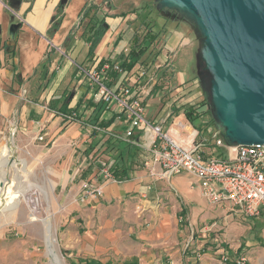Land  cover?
<instances>
[{
	"label": "crops",
	"instance_id": "1",
	"mask_svg": "<svg viewBox=\"0 0 264 264\" xmlns=\"http://www.w3.org/2000/svg\"><path fill=\"white\" fill-rule=\"evenodd\" d=\"M11 1L0 0L1 116L11 118L30 137L43 138L42 151L48 154L60 197L66 202L64 215L79 214L82 209L78 203L83 194L81 183H103L101 205L96 208L100 224L96 229L90 224L84 232L88 243L82 246H91V251L78 255L75 263L112 264V259H118L124 264L131 260L152 264L153 250L144 246L171 235L181 221L191 225L224 218L223 211L208 205L195 179L185 173L159 180L138 166L129 181L103 182L100 170L113 162L107 141L129 143L120 137L128 126L122 115L106 110L94 97L77 69L80 65L100 69L105 63L119 64L124 74L108 72L109 87L133 86L151 124L179 138L175 130L181 123L194 132L196 142L208 141L203 151L211 154V133L216 129L205 124L208 117L195 121L196 131L184 115L188 107L203 101L191 97L198 87L196 77L192 79L197 42L189 24L173 20L168 29L164 20L159 25L153 22L158 38L143 59L126 70L123 65L132 61L129 54L134 43L145 33V15L140 11H125L114 0H67L65 4L62 0H22L15 10L20 23L8 11ZM54 17L58 24L53 27ZM101 23L103 32H95L93 28ZM11 24L20 25L13 40H9ZM140 69L145 75L137 80ZM137 148L142 165L150 157L142 138ZM110 203L112 217L107 219L104 214ZM94 215L83 216L95 223ZM127 239L138 240L140 246L129 252ZM140 247L147 250L142 256Z\"/></svg>",
	"mask_w": 264,
	"mask_h": 264
},
{
	"label": "rangeland",
	"instance_id": "2",
	"mask_svg": "<svg viewBox=\"0 0 264 264\" xmlns=\"http://www.w3.org/2000/svg\"><path fill=\"white\" fill-rule=\"evenodd\" d=\"M152 2L155 4V0H114V3L120 5L123 10L140 11L142 15H145L142 7ZM151 20L158 25L163 22L155 12ZM165 23L169 29L170 22ZM195 77L196 64L192 79ZM196 81L198 87L195 88L191 97L193 101H202L205 94L199 86L197 77ZM42 143L43 141L20 131L11 118H4L0 114V157L22 161L24 164V171L19 174L18 188L13 181L16 174L10 171L8 183L0 195V264H54L52 256L47 254L52 244L46 238V229L53 233L55 239L53 247L62 264L75 263L79 260L78 255L91 251L89 248L91 246H82L83 243H88L84 232L89 230L90 224L95 229L100 224L98 223L99 212L96 209L98 205H101L98 202L100 198L81 201L80 197L78 203L82 209L79 214L64 215L66 202L60 197L61 190L54 179L48 154L42 151ZM2 145L4 147L1 148ZM215 156L226 157L222 150H218ZM45 177L48 178L52 187V196L49 193L45 196L35 189L36 186L44 185ZM19 189H21L20 193L15 194ZM13 195L19 200L15 211L16 219L10 222L9 218H6L9 212L6 214L5 211L12 208L9 201ZM5 203L8 204L3 210ZM112 208L111 203L106 207L108 213L104 216L107 219L112 217L110 214ZM93 212L95 223L83 216L84 214L92 215ZM223 213L225 214L224 211ZM180 225L178 230L165 236L162 241L144 246L145 249L153 250L155 260L152 264H238L240 257L245 258V264H264V217L255 219L225 214L222 219H212L191 225L188 221H181ZM145 226L146 224H143V227ZM127 242L129 252L140 246V242L135 239H127ZM78 243L80 245L77 246ZM140 248V256H142L147 250ZM223 257L228 258L226 262L223 261ZM112 264H124V262L112 259Z\"/></svg>",
	"mask_w": 264,
	"mask_h": 264
},
{
	"label": "built area",
	"instance_id": "3",
	"mask_svg": "<svg viewBox=\"0 0 264 264\" xmlns=\"http://www.w3.org/2000/svg\"><path fill=\"white\" fill-rule=\"evenodd\" d=\"M14 20L22 23L18 13L8 8ZM78 72L94 91V97L105 105V109L115 110L122 115L127 129L121 135L138 147L142 138L150 155L143 161V167L151 177L168 180L173 176L188 174L195 179V185L201 192L202 198L208 205L224 211L226 215H241L245 218H260L264 213V145L257 146H228L221 133L215 130L211 133L214 151L204 155L203 144L196 142L195 137L182 130L180 123L176 124L175 134L163 132L158 126L151 124L146 118L145 107L139 93L133 86L123 84L117 90L108 86L106 74L114 72L120 75L124 70L119 64L105 63L98 68L77 66ZM145 71L140 69L136 75L141 80ZM147 133L149 137L147 138ZM138 135L137 141L133 137ZM42 141V137H38ZM222 150L226 157L215 156ZM109 161L100 170L103 182L118 183L111 175ZM155 169L158 172H155ZM103 183H82L81 201L103 196ZM223 257V261H227ZM238 264H245V258L240 257Z\"/></svg>",
	"mask_w": 264,
	"mask_h": 264
},
{
	"label": "water",
	"instance_id": "4",
	"mask_svg": "<svg viewBox=\"0 0 264 264\" xmlns=\"http://www.w3.org/2000/svg\"><path fill=\"white\" fill-rule=\"evenodd\" d=\"M155 9L192 28L196 77L226 145H264V0H155Z\"/></svg>",
	"mask_w": 264,
	"mask_h": 264
},
{
	"label": "trees",
	"instance_id": "5",
	"mask_svg": "<svg viewBox=\"0 0 264 264\" xmlns=\"http://www.w3.org/2000/svg\"><path fill=\"white\" fill-rule=\"evenodd\" d=\"M22 2V0H12L8 6L11 9L17 10L19 4ZM142 10L145 12V18L144 22L142 23L145 28V33L141 37V39L136 40L134 43V48L130 51L131 60L130 63L123 65L126 70H130L135 63L142 60L145 54L148 52L149 47L154 43V41L158 38V34L153 32V21L151 20L152 15L155 14L161 18L162 20L169 22L173 21L169 17L162 16L156 9L154 2L145 4L142 7ZM58 24V20L54 17L52 19V26ZM93 28V27H92ZM95 32L102 33L103 32V26L102 23L99 26H96L93 28ZM95 40L92 41V47L95 45ZM204 95V94H203ZM184 115L187 119V121L194 127L196 131H199V127L195 126V121L199 120L201 117H208V122H205V124H211L215 129V122L213 120V117L211 115V112L208 107V103L206 101V98L204 96L203 101L198 106L188 107ZM217 130V129H216ZM220 132V131H219ZM221 133V132H220ZM139 138L138 135L133 137L134 141H137ZM107 150H109L112 153L113 158V164L110 168L111 175L116 179L118 183L126 182L131 180L132 174L134 172V167H141V164H139V154L141 150L137 148L136 146L132 145L131 143H125L122 141H107ZM72 264H82L81 262L78 263H72ZM83 264H97L93 261L90 262H84ZM109 264V263H106ZM125 264H138L137 260H132L129 263Z\"/></svg>",
	"mask_w": 264,
	"mask_h": 264
},
{
	"label": "bare ground",
	"instance_id": "6",
	"mask_svg": "<svg viewBox=\"0 0 264 264\" xmlns=\"http://www.w3.org/2000/svg\"><path fill=\"white\" fill-rule=\"evenodd\" d=\"M180 126H181L182 130H184V132H187L192 137L194 136V132L191 131L188 127L185 128V125H183L181 123H180ZM13 132H14V127L12 128V134H13ZM2 147H4V145H2L1 148ZM10 171H13L16 174V176L13 178V181L16 182V186H17V184L20 185L18 178L20 176L19 174L24 171L23 162L17 161V160L12 161V160H9L8 158L2 159L0 157V195L2 194L5 186L8 183V176H9ZM44 181L45 182H44L43 186H36L35 189H37L40 193L44 194L45 196L48 195V193L50 196H52V189H51L52 187L49 184L48 178L45 177ZM16 188H18V186ZM20 190L21 189H19V191H16L15 194H19ZM16 196H19V195H16ZM14 197H15V195H13V197L9 201L10 204H12V206H11L12 208L8 211H5L6 214H7V212H9L8 216L6 215L7 216L6 218H9L10 222H13L16 219V214H17V213H15V211H16V207L18 206V200L19 199H18V197H16V198H14ZM45 199H46V197H45ZM46 201H48V200H46ZM8 203H5V205H3V210L6 207V204H8ZM0 207H1V202H0ZM45 234L47 236L46 238L49 239L51 241V244H52L51 246H49L47 254L52 256L54 264H62L55 248L53 247V243H54L55 239H54L52 231H49V229H46Z\"/></svg>",
	"mask_w": 264,
	"mask_h": 264
},
{
	"label": "flooded vegetation",
	"instance_id": "7",
	"mask_svg": "<svg viewBox=\"0 0 264 264\" xmlns=\"http://www.w3.org/2000/svg\"><path fill=\"white\" fill-rule=\"evenodd\" d=\"M171 15H174V13H171ZM169 18H171V16Z\"/></svg>",
	"mask_w": 264,
	"mask_h": 264
}]
</instances>
